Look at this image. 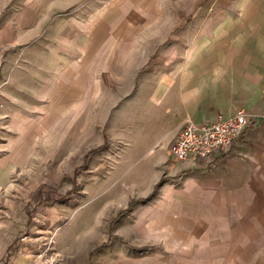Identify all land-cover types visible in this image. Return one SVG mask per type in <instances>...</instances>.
<instances>
[{
	"label": "crops",
	"instance_id": "1",
	"mask_svg": "<svg viewBox=\"0 0 264 264\" xmlns=\"http://www.w3.org/2000/svg\"><path fill=\"white\" fill-rule=\"evenodd\" d=\"M0 96V191L89 127L97 139L93 110L114 133L126 104L142 181L180 185L172 223L190 240L166 264H264V0H0ZM240 109L254 118L210 167L170 156L187 120Z\"/></svg>",
	"mask_w": 264,
	"mask_h": 264
},
{
	"label": "rangeland",
	"instance_id": "2",
	"mask_svg": "<svg viewBox=\"0 0 264 264\" xmlns=\"http://www.w3.org/2000/svg\"><path fill=\"white\" fill-rule=\"evenodd\" d=\"M112 106L114 133L93 110L97 139L89 127L85 137H72L67 154L60 143L56 157L37 158L1 189L0 264H166L168 245L190 240L172 223L178 203L168 193L180 185L167 174L142 181L147 169L138 167L148 153L137 139L119 138L127 108Z\"/></svg>",
	"mask_w": 264,
	"mask_h": 264
},
{
	"label": "built area",
	"instance_id": "3",
	"mask_svg": "<svg viewBox=\"0 0 264 264\" xmlns=\"http://www.w3.org/2000/svg\"><path fill=\"white\" fill-rule=\"evenodd\" d=\"M254 118L244 109L230 117L218 114L212 121L187 120L169 147L170 156L190 165L210 167L218 155L226 156L233 142Z\"/></svg>",
	"mask_w": 264,
	"mask_h": 264
}]
</instances>
